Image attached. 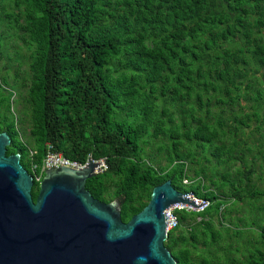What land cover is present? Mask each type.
Wrapping results in <instances>:
<instances>
[{
	"label": "trees",
	"instance_id": "trees-1",
	"mask_svg": "<svg viewBox=\"0 0 264 264\" xmlns=\"http://www.w3.org/2000/svg\"><path fill=\"white\" fill-rule=\"evenodd\" d=\"M0 25L28 62L0 77L8 155L106 159L86 187L125 222L170 179L211 202L176 211L178 264H264V0H0Z\"/></svg>",
	"mask_w": 264,
	"mask_h": 264
},
{
	"label": "water",
	"instance_id": "water-1",
	"mask_svg": "<svg viewBox=\"0 0 264 264\" xmlns=\"http://www.w3.org/2000/svg\"><path fill=\"white\" fill-rule=\"evenodd\" d=\"M11 142L7 131L0 133V264H178L165 244V211L209 203L194 201L192 192L178 190L169 179L125 222L118 199L105 202L87 189V180L98 173L92 159L81 169H47L35 200V179L21 154H7Z\"/></svg>",
	"mask_w": 264,
	"mask_h": 264
},
{
	"label": "built area",
	"instance_id": "built-area-1",
	"mask_svg": "<svg viewBox=\"0 0 264 264\" xmlns=\"http://www.w3.org/2000/svg\"><path fill=\"white\" fill-rule=\"evenodd\" d=\"M52 147L49 146V150L47 152V154L45 155L43 161H42V165H41V170L38 173V169H39V165L33 163L32 164V171L35 173L34 179L37 181H41L42 180V174L50 168L56 167V166H62V165H70L76 168H83L87 165L88 161L90 159L96 161L99 163V166L96 168V171L98 173L103 172L104 170H106L108 168V164L106 162V159L102 158V159H94L91 155H89L88 160L85 163H81L77 160H72L66 156H64L62 153L59 152H54L51 149ZM193 199L194 201L198 202V203H206L209 202L208 204L202 206V207H194L188 204H177L174 205L172 207H170L168 210H166V215L168 217V223H167V231H170L172 229H175L178 227L179 225V216L177 214V210L179 209H186L187 211H203L205 210L209 205H210V201L207 199H203V198H199L196 197L193 194Z\"/></svg>",
	"mask_w": 264,
	"mask_h": 264
},
{
	"label": "rangeland",
	"instance_id": "rangeland-1",
	"mask_svg": "<svg viewBox=\"0 0 264 264\" xmlns=\"http://www.w3.org/2000/svg\"><path fill=\"white\" fill-rule=\"evenodd\" d=\"M0 34L3 36H8L7 32H6V27L4 25H0ZM8 40H11L9 37H7ZM15 45V44H14ZM17 47H19L20 43L18 42ZM25 47L22 46V49L20 50L18 48L19 51V56H24L26 53V50L24 49ZM5 50V54L3 55V58H0V77L6 73L7 69L10 71V75H11V81L14 80H18V87L21 85V82L23 80V76L26 75V70L28 69V62L27 59H20L18 61H14L15 58L17 57L18 54H16V50L15 47H13V45L11 44V46H6L4 45L3 48ZM7 64L9 66V68L7 67ZM17 72L19 73L18 76H16ZM25 92V88L21 89V93L24 94ZM23 96V95H22ZM20 110L23 109V105L19 106ZM14 112L17 115H22L24 118V123L22 124V133H23V139L31 144V137H30V128H31V124H30V120L29 117L26 115H23L22 112L17 111V109H14ZM256 127V123L253 122L252 126H251V130L254 131ZM262 138L261 137V133L259 132H253V139L258 141V139ZM261 186H263V184H261ZM235 215L238 214L237 212L234 213Z\"/></svg>",
	"mask_w": 264,
	"mask_h": 264
}]
</instances>
